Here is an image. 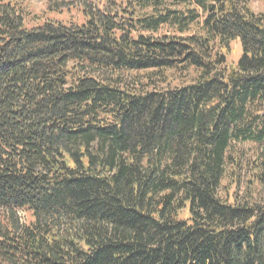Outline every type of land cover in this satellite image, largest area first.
Instances as JSON below:
<instances>
[{
    "label": "trees",
    "instance_id": "16d2710c",
    "mask_svg": "<svg viewBox=\"0 0 264 264\" xmlns=\"http://www.w3.org/2000/svg\"><path fill=\"white\" fill-rule=\"evenodd\" d=\"M29 1L0 0V264H264V11Z\"/></svg>",
    "mask_w": 264,
    "mask_h": 264
},
{
    "label": "rangeland",
    "instance_id": "374dc122",
    "mask_svg": "<svg viewBox=\"0 0 264 264\" xmlns=\"http://www.w3.org/2000/svg\"><path fill=\"white\" fill-rule=\"evenodd\" d=\"M27 3L29 4L28 8L30 9L31 15L34 14L40 19L51 18L55 20H68V19H77V20L82 19L83 20L82 13L76 8L65 9L62 13L56 14L55 12L51 13L50 11H48V8H47L48 4L46 0H30ZM68 5L71 6L72 2H69ZM252 7L255 9L256 12L264 11V2H261L260 0H253ZM162 32H167V29H163ZM169 33H170V30H169ZM240 55H241L240 43L238 42L233 43L232 52L228 56V62L232 63V62L237 61ZM22 215H23V218L26 220V215L24 212Z\"/></svg>",
    "mask_w": 264,
    "mask_h": 264
}]
</instances>
